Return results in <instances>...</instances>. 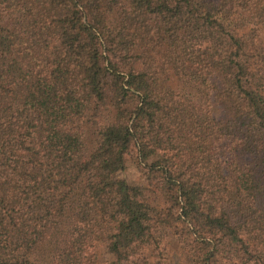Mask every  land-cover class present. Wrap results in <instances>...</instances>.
<instances>
[{
  "label": "trees",
  "instance_id": "obj_1",
  "mask_svg": "<svg viewBox=\"0 0 264 264\" xmlns=\"http://www.w3.org/2000/svg\"><path fill=\"white\" fill-rule=\"evenodd\" d=\"M262 31L264 0H0V264H264Z\"/></svg>",
  "mask_w": 264,
  "mask_h": 264
},
{
  "label": "rangeland",
  "instance_id": "obj_2",
  "mask_svg": "<svg viewBox=\"0 0 264 264\" xmlns=\"http://www.w3.org/2000/svg\"><path fill=\"white\" fill-rule=\"evenodd\" d=\"M261 40L264 44V31L261 32ZM116 176L124 179L128 183L144 185L140 172L133 160L132 152L125 157V167L123 170L119 171ZM166 254L169 257L171 264H189V261L184 256L180 246L171 238H169L166 243ZM106 258L105 253H100V260H105Z\"/></svg>",
  "mask_w": 264,
  "mask_h": 264
}]
</instances>
